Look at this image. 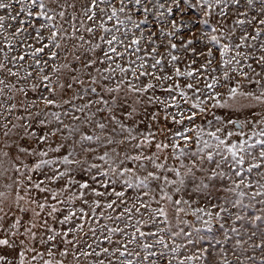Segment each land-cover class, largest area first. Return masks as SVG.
Here are the masks:
<instances>
[{"label": "snow or ice", "instance_id": "snow-or-ice-1", "mask_svg": "<svg viewBox=\"0 0 264 264\" xmlns=\"http://www.w3.org/2000/svg\"><path fill=\"white\" fill-rule=\"evenodd\" d=\"M50 4L52 6H49V2H46V0H0V10L5 12V14L0 15V35H4L8 29H14L12 35L22 37V40L17 43L33 49L30 53L25 52L19 56H12L11 59H9L7 53L4 54V61H0V75L6 73V77L0 78V94H3L5 88L10 92L16 90L24 93L25 101H29L28 91L31 90L37 93L36 97L29 102H22L21 110L28 113L26 117H16L17 120L23 121L22 123L12 124L10 128L7 123L0 125L5 129L3 136L9 140L12 139L10 134L13 133V129L18 130L15 133V139L11 143L6 142L4 147L0 148V170L7 172L9 169H13L20 174L18 179L13 180V184L18 186L16 193L17 211L20 213L32 212V216L25 221L23 217L16 215L11 207L8 211L0 208V264H64L63 260L56 258L57 256H72L77 264H79L81 256H91L96 258L94 264H105V260L100 258L101 255L110 256L113 251L119 252L121 257L126 254L128 256H139V252H129L127 248L128 245L137 243L138 240L140 242L137 243V247L145 250L142 258L144 262H148L150 257H157L156 260L150 261V264H158L159 260H166L167 264H172V261H176V264H191L193 260H203L204 264H213L212 261L205 259L207 249H198V254L188 255L182 259L175 255L181 245L170 249L172 254L170 257H165L163 251L159 253V256L155 251H151L154 244L162 245L164 249H168L169 245L165 243L163 236L155 239L154 244L143 242L141 238L156 237L158 232L165 231L164 228H158L156 232H145L140 227H135L126 242L112 251L108 247H100L97 251L91 243L81 245L78 233L84 232L86 220L93 219L96 209L101 207L111 209L113 212H117V208L120 207L122 211H119L114 219L118 221L133 220L136 214H141V209L147 211L151 208V205L145 203L143 199V197H149L151 192V199L156 200V197L159 196V200H156L157 204L160 201L168 202L177 217L181 213L184 215L191 214L195 216L197 221H202L199 228L191 226V233L183 232V230L171 233L172 236L185 235L191 237L195 235V240L188 239V244L194 245L204 238L199 235L201 229L211 232L213 221L219 222L221 212L227 211L225 205L231 204L232 207L237 205L240 207L251 206V204L244 205L242 203L241 198L248 195L245 191H240L242 186L250 188L253 183L258 186L261 191L251 193L252 199L264 195V183L252 179L246 181V175L253 174L254 170L255 176L264 179V171H260L264 167V112L251 111L255 105L264 106V81L260 78L264 74V55L256 56L254 44L248 43L249 40L253 42L259 40L260 51L264 52V40H260L264 36V0H118V6L114 3V0H82L81 8L88 21H94L98 14H104L107 20H115L116 24L112 28H108L103 20L98 23V28L110 36V38L100 37V40L108 45L107 51L102 49L100 43L90 44L88 40L80 36L79 40L82 43L74 47L72 52L74 60L80 62V69L73 68L69 63L53 64L51 73L57 74L56 81H53L52 76L46 70L50 62H54L60 57L61 45L57 42V38L59 36L66 40L74 39L79 29L69 35L66 31L61 32L59 26L54 23L57 16L61 20L65 18L66 13L63 9L66 6L74 7V5H66L61 0H50ZM101 4L106 5L107 8H100ZM58 8L61 10L57 11ZM123 13L129 14L125 15L124 19H120V14ZM190 13L191 16H189ZM133 14H138L141 18L134 19ZM149 17H153L152 21H149ZM73 19H76V17H73ZM8 20L14 23H7ZM213 20L215 21L214 26H212ZM150 23L156 26L155 30L149 27L147 34H145V30L141 26ZM117 25H124L125 27L121 28ZM127 25L131 27H127ZM197 25L211 26L212 33H216V35H209L203 31V27L197 28ZM73 28H75V25H73ZM133 29L139 31L140 34L135 35L133 33L130 41L125 43ZM182 29L188 31L189 38H184ZM42 30L50 31V35L44 37ZM240 30L243 31L237 42L233 38ZM85 31L94 33V28L87 27ZM195 31H200L201 35L206 37L208 44L217 46L216 51L219 53L217 67H212L216 57L211 47L200 53H196V49L191 47L199 39H194ZM177 38L181 41L179 45L173 42ZM29 39L35 41V44L39 46L34 47L33 44H28ZM5 40L7 41L5 47L8 51H12L13 42L7 36H5ZM142 44L146 45L145 49L141 48ZM84 45L89 46L85 48ZM117 45L123 48L124 51H118ZM160 47L165 48L170 64L180 60V57L174 54L178 47L184 51L190 50L194 56L200 55L206 59L204 63L200 64L199 68L193 69L189 65V70L182 71L179 67H175L173 73L168 74L164 70L163 55L161 58H156L155 55ZM79 48H84L85 53L101 49L103 56H97L96 59H85L82 55L76 54ZM244 48L252 49V51H241ZM49 49L52 50L49 51ZM142 51L143 56L137 55L136 60L131 62L136 67H124L116 63V58H123L125 54L129 56L136 55ZM230 52L234 54L229 56ZM28 56L33 60V64L29 66L32 70H25L23 75H21L20 68L13 71L12 67L7 66L9 63L16 65ZM42 57L47 58L42 59ZM145 57H152L154 62L149 64ZM105 60L112 61L115 68L104 69V72L110 74L100 75L99 78L90 76L89 73L90 84L96 85L98 79L100 81L112 80L117 71L122 74V77L118 82H115L114 86L102 88V91L107 93L109 98L105 99L103 95H100L97 102L104 107H97L96 112L86 115L83 121L85 124H94L102 133H108L104 143L100 145L105 148V151L103 154L94 157V159L109 165L108 168L100 170V165L97 163H89L87 159H77L79 153L76 148L79 146L80 151L85 154L95 153L96 149L92 147V142L100 141L101 137L80 133L79 128L65 124L62 119V116L69 115V111L61 107L62 104L70 105L73 109L72 120L79 121L80 117L74 113H83L89 107L91 101L85 103L82 107L76 108L70 100L62 99L61 103H58L56 96L58 89L63 93L66 90L73 89L75 85L84 83L79 76L73 73L92 69L97 63L103 64ZM249 60H253L260 69V71H257L251 63H248L247 68L251 71L252 76L249 75V72L244 71L242 67V63ZM136 61H139V63L137 64ZM192 63L195 64L197 61L194 59ZM150 69L157 71H151ZM62 70L68 71L64 74L63 82H60ZM129 72L134 80L126 78V74ZM157 72L160 74H157ZM217 72L220 75H214ZM231 73L247 80L249 85H257L259 94L254 91L242 90L239 81L232 86L233 76ZM146 76L150 77L148 82L141 79ZM7 77H15L18 82H27L30 79L36 80V82L30 84L28 89L24 87L17 88L16 85L6 82ZM177 77L196 81V83L186 82L182 84L175 79ZM201 80L206 81L203 87L199 86ZM221 86L226 90V95L217 90ZM125 87L127 91L121 97L119 94L124 91ZM40 89H43V91H40ZM158 90L166 95L164 97L157 95ZM90 92L97 93V88L90 87ZM114 93L116 95H113ZM76 95L74 94L73 98H76ZM80 98L83 99V96L81 95ZM7 99L11 100L12 97L8 96ZM208 101L212 102L211 108L213 109L228 110L223 117L213 114L212 118L207 120L211 130H206L196 123L198 118L204 117L209 112ZM38 104H43L44 108L35 113L36 123L42 128H47L55 122V127L43 135H37L30 119L33 117L30 110L36 108ZM182 105L187 107H182ZM149 106L159 107L157 111L149 112ZM16 107L15 104L0 103V108H7L9 113L16 110ZM57 108H60L61 111L54 110ZM105 108L107 113L100 116L101 113L105 112ZM169 109H175V111H169ZM246 110L247 115L245 114ZM117 111L122 112L123 119L116 116ZM161 112L164 113L163 119L165 121L180 126L173 130L168 129L167 124H165L163 128L159 129V132L164 136V140L168 141L167 143L164 140L158 141L156 132L145 135L137 131L139 125L144 123V119H136L138 116L142 115L146 118L150 126L151 122L160 119L159 113ZM41 116L45 118L39 119ZM97 116L100 119H95ZM124 121H131L132 123L126 124ZM248 126H251L252 134L247 139H240L238 143L231 141L234 136L244 137L246 135L244 129ZM258 126H261L259 130H257ZM65 132L66 135H64ZM77 133H80L79 139H74ZM58 135H62L64 140H73L70 150L58 158L45 159L49 156V152L61 154L63 149L69 147L64 143H57L55 146L48 144L52 137ZM118 135L121 136L120 139L115 138ZM205 136L208 139H205ZM253 137H256V139L253 143H250L249 141ZM29 138H32L37 145L48 144L47 149L26 146L23 142ZM153 144L155 152L149 154L144 151L145 148ZM111 145L122 146L125 151L118 152L113 147L110 151L115 155H110L108 149ZM194 146L195 150H192ZM257 146H259V151L255 153L254 149ZM169 147L173 150V154L178 161L182 157L190 160L189 165L180 163V168L184 169L183 173L176 167L169 168L165 163L158 162L160 157L157 153ZM129 151L132 154H128ZM20 156H33L40 159L29 167L24 165L23 161H20V164L16 163ZM217 157L219 158L217 159ZM117 160L119 161L118 164L116 163ZM249 160L253 162L248 163L245 167L246 162ZM126 162H132L134 166H126ZM205 164L214 165V167L205 168ZM21 165H23V168ZM61 165L69 167L61 168ZM222 166H226L227 170H221ZM44 168L49 169L51 174L45 173L43 179L34 182L31 173L36 169ZM93 169L97 170L94 174ZM157 170L172 173L175 178L164 176L163 173L158 175ZM77 171L87 173L89 179H75L73 174ZM197 172L204 173L208 181H212L214 178L230 179L231 186L221 185L217 190L225 193H235L238 198L234 201L225 198L224 204L221 205L210 204L211 208L219 209L212 212L204 207L193 209L191 199H185L183 196L174 199L172 195L165 191L166 187L174 186L171 191L177 194L205 193L211 186L205 183L204 179H200L197 183ZM98 177H104L105 179H98ZM161 179L164 187L159 185L156 188L150 187L152 182ZM60 181H64V183L58 190L47 186L57 185ZM188 181L192 182L191 192H189ZM25 183L27 187H23ZM94 184L97 186L93 187ZM117 185H120V190H117ZM8 187L11 189L12 185H8ZM133 189L143 191L129 197L127 195L128 190ZM20 190L24 192V195L20 194ZM32 190L45 194L44 201L41 202L37 197H33L31 195ZM65 194H68L67 199L60 200L59 198ZM90 197L96 199L90 200ZM111 197H115V199H110ZM100 198H104L103 203ZM208 198L211 199L210 192ZM0 199H6L4 192H0ZM49 200L55 201V204L49 203ZM22 201L34 204L35 207L31 209L20 207L19 203ZM76 201L89 206L90 212H86L85 208L81 207L63 214L58 222L60 225H68V227L57 230L50 227L47 220H43L42 213L46 208H50L47 214L51 217L62 212V209L56 206L57 204L66 205ZM259 203H264V200L259 201ZM181 205H187V208L181 207ZM100 215H103V213ZM204 216H207L208 219H204ZM156 217H163V222L167 223L168 211L164 207L151 209L148 218L137 220L136 224H143L147 227L149 224L157 222ZM37 219H41L43 222L38 225ZM107 219L112 220L113 217L109 215ZM227 219L232 222L233 219L238 221L242 217L236 215L234 218L230 216ZM256 219H260V217H256ZM8 220H11V223L6 224ZM179 222L188 224L186 220ZM127 226L126 223L125 228ZM98 227L103 231L106 226ZM220 228L225 229V224L220 223ZM231 231L236 232L237 229L233 227ZM88 232H91L94 237L96 236V228L89 227ZM107 232L108 235L104 236L103 240L109 244L114 243L112 240L113 233L119 232L122 236L128 235L120 228H107ZM224 238L227 239L226 232ZM115 243H119V241H115ZM239 243L240 241H237V244ZM261 246L262 244L255 245L257 248ZM85 248L88 250H85ZM121 264H133V261L126 259ZM262 264H264V261H262Z\"/></svg>", "mask_w": 264, "mask_h": 264}, {"label": "rangeland", "instance_id": "rangeland-1", "mask_svg": "<svg viewBox=\"0 0 264 264\" xmlns=\"http://www.w3.org/2000/svg\"><path fill=\"white\" fill-rule=\"evenodd\" d=\"M46 2H49V6H52L50 4V0H46ZM62 3H65L66 5H74V7H65L63 10L66 13V16L63 20L60 19L59 16L56 17L54 23L57 24L59 26V30L61 32H67V34L71 35L76 29H79V31L76 32V38L71 39V40H66L63 39L61 37L58 36L57 38V42L60 43L61 45V49H60V57L58 60L54 61V62H50L49 63V67L46 70L51 76L53 81H56L57 79V74L55 73H51V67L53 64L59 65L62 63H69L72 65L73 68L75 69H80L81 65L80 62H77L74 60V57L72 55V52L74 50V47L80 45L82 43V41L79 40L80 36H83L85 40H88L90 42V44H94V43H100L101 47L104 51H107L108 45L104 44L101 40L100 37L101 36H106L108 38H110L108 33H104L102 32L99 28H98V23L100 20H103L105 22V26L108 28H112L114 24H116L115 20H107L106 15L104 14H98L96 20L94 21H88L87 18L84 16L83 14V10L81 8V3L82 0H61ZM114 3L118 6V0H114ZM129 7H131V5H129ZM100 8H107L106 5L101 4ZM61 9H57V11H60ZM15 11V10H14ZM5 14L4 10H0V15ZM129 13H123L120 14V19H124L125 15H127ZM254 14V13H251ZM250 14V15H251ZM202 16V13L200 14ZM189 16H191V13L189 14ZM73 17H76V19H73ZM133 18L134 19H140L141 17H139L138 14H133ZM250 18V17H249ZM153 17H149V21H152ZM7 23H14L10 20L7 21ZM39 23V21H38ZM73 25H75V28H73ZM215 25V21H212V26ZM118 27L124 28V25H117ZM87 27H93L94 28V33H88L87 31H85V29ZM127 27H131L130 25H127ZM144 30H145V34H147V30L149 29V27H151L153 30H155V25L153 24H147V25H142L141 26ZM197 28L203 27V31L207 32L209 35H216V33H212L211 31V26H196ZM14 31V29H8V31L4 34V35H0V61H4V54L7 53L9 59H11L12 56H19L21 54H24L25 52L30 53L33 49L31 48H27L25 45L23 44H18L17 42L22 40V37L17 35V36H13L12 32ZM29 31H31V29H29ZM184 38L187 39L189 38V33L186 29H182L181 30ZM243 30H240L236 33V36L233 38L235 41L238 42V38L239 36L242 34ZM249 31H251V29H249ZM43 36L44 37H48L50 35V31L48 30H42ZM133 33L135 35H139V31L133 29L132 32L129 33V38L128 40H125V43H128L133 35ZM117 35H120L119 33H116ZM5 36L8 37L9 40H11L13 42V50L12 51H8V49L5 47L7 41L5 40ZM195 38H199L198 41L196 43H194L191 47H194L196 49V53H200L203 51H206L207 48L211 47L213 49V53L214 56L216 57V59L213 62L212 67H217L218 62H219V53L216 51V47L217 46H213L211 44L207 43L206 37L201 35L200 31H195ZM260 40H264V36H262L260 38ZM46 42V41H45ZM173 42L177 43L178 45L181 43L180 39L177 38L175 39ZM222 42H227V41H222ZM28 44H33L34 47H38L39 45L35 44V41L29 39L27 41ZM249 44H254L255 46V55L256 56H260V55H264V52L260 51V43L259 40L256 42H253L251 40H249L248 42ZM89 45H84V47H88ZM118 51L123 52L124 49L121 48L119 45H117ZM142 49L146 48L145 44L141 45ZM52 49H49V51ZM65 50H67V52H65ZM241 51H252V49H241ZM76 54L78 55H82L85 59L87 58H91V59H96L97 56H103V52L101 51V49H96L95 52H88L85 53L84 52V48H79L78 51L76 52ZM174 54L178 55L180 57V60L177 62H173V63H168L169 57L167 56V52L165 50L164 47H160L158 49V52L155 54L156 58H161V56L163 55V66H164V70L168 73V74H172L175 67H179L182 71L185 70H189L188 66L191 65V67L194 68H199L201 63L205 62V57L204 56H200V55H196L194 56L191 51H184L183 49H180L178 47L177 50L174 51ZM234 53H229V56L233 55ZM140 55L143 56V51L141 53H137L136 55H132L129 56L127 54H125L123 56V58H116V63L121 64L124 67H136L135 64H132L131 62L136 60V56ZM47 57H42V59H46ZM148 60V63L151 64L154 62L152 57H145ZM196 60L197 63L193 64L192 61ZM136 63L138 64L139 61H136ZM251 63L253 65L254 68H256L257 71H260L259 67L255 64V62L253 60H249L247 62H243L242 63V67L244 71L249 72V75L252 76L251 71L247 68V64ZM33 64V60L30 56L26 57V59L24 61H20L18 62L16 65H13L11 63L7 64L8 67H12L13 71H16L18 68L21 69V75L24 74L25 70H32L29 66ZM106 68H115V64L112 63V61H108L105 60V62L103 64H99L97 63L95 65L94 68L92 69H87L84 71H78L75 72L73 74L79 76V78L85 79V78H89L90 76L93 77H97L99 78L100 75H109L110 73L108 72H104L103 70ZM151 71H157V70H152ZM68 70H62V73L60 74V82H63L64 78H65V73H67ZM90 73V76H89ZM157 74H160L159 72H157ZM214 75H220L219 72L214 73ZM231 75L233 76V80L231 81V85L234 86L235 83L237 81H239L241 83L242 86V90L244 91H254L256 92V94H259V87L255 84L249 85L247 80H244L242 77L236 75L235 73H231ZM6 77V73H4L3 75H0V78H5ZM122 77V74L119 73L118 71L115 72V74L112 77V80H105V81H100L98 79V83L96 85L90 86V87H96L97 88V93H91L90 92V87H83L82 85H75L73 87V89L71 90H66L65 92L61 93V91L58 89L57 91V96L56 99L58 101V103H61L62 99L63 100H70L72 102V104L75 105L76 108L82 107L85 103H88L89 101H91V104L89 105L88 108L85 109V111L83 113H79L76 112L74 113L75 115L80 117L79 121H73L72 120V115H73V109L71 108L70 105H64L62 104L61 107L63 109H67L69 111V115L68 116H62V119L64 120L65 124H69L71 126L77 127L80 129V133H84V134H90V135H99L101 137L100 141H93L92 142V147L96 149L95 153H89V154H85L83 152L80 151L79 146H77L76 151L79 153V155L76 157L77 159H87L89 163H97L100 165V170L106 169L109 167L108 164L96 160L94 159V157L96 155H100L103 154V152L105 151L104 147H101L100 145H102L106 139V137L108 136L107 132L102 133L99 129H97L95 127L94 124H85L83 123L85 116L91 113L96 112L97 107H104L103 105H99L98 104V97L100 95H103L105 97V99H108V94L104 93L102 91L103 87H107V86H114L115 82H118L119 79ZM126 78L129 80H134V78L131 76V73H127L126 74ZM255 78V77H253ZM262 79V81H264V74H262V76L260 77ZM144 82H148L150 80V77H142L141 78ZM176 80H179L182 84L186 83V82H192V83H196V81H190L187 80L186 78H182V77H177L175 78ZM7 83L9 84H14L17 86V88L19 87H24L25 89L29 88V85L32 83H35L36 80H28L27 82L24 81H17V79L15 77H7L6 80ZM206 81L201 80L200 81V85L201 87H203V84ZM210 82V81H207ZM138 83V82H137ZM171 83V82H168ZM79 90V92H78ZM218 91H221L223 93H225L226 95V90L221 86L217 89ZM40 91H43V89H40ZM127 91L126 87L124 88V91H122L119 95L121 97H123L124 93ZM74 94L76 95V98L74 97ZM157 95H160L161 97H164L166 94L161 92V91H157L156 93ZM191 95V93H189ZM37 95V93L32 92L31 90L28 91V97H29V101L33 98H35ZM83 96V99L80 98V96ZM113 95H116L115 93ZM11 96L12 99L8 100L7 97ZM146 99V97H145ZM29 101H25V96L24 93H21L19 91H9L7 88L4 89L3 94H0V103L6 104V105H11V104H15L16 110L12 111L11 113H9L7 111V108H0V125H3L4 123L8 124V127L10 128L12 126V124H20L23 121L17 120L16 117L17 116H28V113L25 111H22V102H29ZM211 101H208V107H209V112L204 116V117H200L197 119L196 123L200 124L201 127L205 128L206 130H211L209 129V126L207 124V120L212 118V115H218V116H225L228 110L225 109H213L211 108ZM245 103H247V101H245ZM139 107V106H137ZM159 106H149L148 107V111L149 112H154L157 111V108ZM182 107H187L186 105H182ZM44 108L43 104H38L36 108L31 109L30 111L33 113V117L30 118L31 119V123L33 128L35 129L37 135H43L46 132H48L51 128L55 127V122H53L52 124H50L47 128H42L40 127L37 123H36V118H35V113L37 111H39L40 109ZM56 111H61L60 108L54 109ZM169 111H175V109H169ZM251 111H254L256 113H262L264 112V106L262 105H255L254 108L251 109ZM107 113V109L105 108V112L101 113L100 116H104ZM116 116L123 119V114L122 112L117 111ZM245 114L247 115L248 112L246 110ZM160 115V119H158L157 121H153L151 122V125L149 126L148 120L146 118H144L142 115L138 116L136 119L140 120V119H144V123H141L139 125V128L137 129L138 132H142L145 135H147L150 132H156L157 133V140H164V136L162 133L159 132V129L163 128L165 124H167V128L168 129H173L175 130L176 128L180 127L179 125H174L172 124L170 121H165L163 119L164 113L161 112L159 113ZM6 118V119H5ZM45 117L41 116L39 117V119H44ZM95 119H100L99 116H97ZM103 122H107V121H103ZM126 124H131V121H124ZM259 127H257V130H259ZM5 131V129L0 126V138L4 137L3 136V132ZM17 129H13V133L10 134L11 138H15V133L17 132ZM245 132V136L244 137H232L231 141L233 142H239L240 139H247L248 136H250L252 134V129L251 126L245 127L244 129ZM80 133H77L76 136L74 137V139H79V135ZM67 133L65 132L64 135H66ZM126 135V134H124ZM57 137H62V135H58ZM5 138V137H4ZM116 139H120L121 136H116ZM205 139H208L207 136L204 137ZM8 139V138H6ZM178 139V138H177ZM256 137H253L251 141H249L250 143H253L255 141ZM165 143H167V140H164ZM73 140L69 139V140H64V144H66L67 146H69L66 149L62 150L61 154H57V153H52L49 152V156L45 157V159L47 158H58L60 155L62 154H66L68 150H70V146L72 145ZM26 146H29L31 148H43V149H47V145L46 144H39L37 145L35 143V141L32 139L28 144H26ZM182 146V144H181ZM115 147L117 149L118 152H124L125 149L122 146H118V145H111L109 146V151L111 148ZM192 150H195V146L193 147ZM145 152H148L149 154H151L152 152H155V147L154 144L151 145L150 147H147L144 149ZM259 151V146H257L256 149H254L255 153H258ZM128 154H132L131 151L128 152ZM110 155H115L114 153H111L110 151ZM157 155L160 157V161L158 162H162L165 163L167 167L171 168V167H176L178 168L182 173L184 171L183 168H180V163L182 162L185 165H189L190 164V160L186 159V158H181L180 161H178L175 158V155L173 154V150L169 147L168 149L163 150L162 152L157 153ZM219 157H217L218 159ZM40 158L39 157H35V160L31 163H27L24 165H28L29 167H31L35 162H37ZM253 161H247L245 164V167H247L248 163H252ZM116 163L118 164L119 161L117 160ZM126 166L132 167L134 166L132 164V162H126ZM21 167L23 168V165H21ZM61 168H65V167H69V166H60ZM71 167H76V166H71ZM85 167H87V165H85ZM205 168H210V167H214V165H209V164H205L204 165ZM221 170H227L226 166H222ZM96 169H93L92 172L93 174L96 172ZM260 171H264V167H262L260 169ZM51 174L49 169L44 168V169H36L31 173L32 179L33 181H38L40 179L44 178L43 174ZM160 173H163L164 176H168L169 178L174 179L175 177L172 175V173L169 172H165L164 170H157V174L159 175ZM19 173H16L13 169H10V173H9V181L10 179H14V177H18L19 178ZM74 178L77 180H87L89 179V176L87 173H81L79 171L75 172L74 174ZM4 177V172H2V170H0V180H3ZM196 177L197 180L196 182L198 183L200 179H204L205 183H208L211 187L206 190L205 193H201V194H195L192 193L191 195H187L185 193H174L171 191V188L174 186H168L165 188V191L168 192L170 195L173 196V198H179L180 196H183L185 199H191L192 200V208L195 209L197 207H204L207 208L209 211L212 212H216L219 209L218 208H211L210 204H217V205H221L224 204V200L225 198L231 199V200H235L238 197L236 196L235 193H225L223 191H218L217 189L221 186V185H227V186H231V180L230 179H225L222 180L220 178H214L212 181H208L206 179V176L204 173L202 172H197L196 173ZM234 178V177H233ZM98 179H105L104 177H98ZM247 179H252L253 181L255 180H259L260 183H264V179H260L259 177L255 176V170L253 174H247L246 175V181ZM64 183V181H60L57 185H47L48 187H54L57 190L59 189V187ZM157 185H159L160 187H164L162 179L160 181H156V182H152L150 184L151 188H156ZM97 185H93V187H96ZM23 187H27V184L25 183V185ZM117 190H120V185H117ZM188 187H189V192H191V188H192V182L188 181ZM8 189L10 190V188L8 187ZM143 190L140 189H133V190H128L127 195L129 197L134 196L137 192H142ZM240 191H245L246 193H248V195L244 196L242 199V203L244 205H249L251 204V206L248 207H240L239 205H237L236 207H232L231 204H227L225 205V207L227 208L226 212H221L220 218H219V222H216L215 220L212 223V231L208 232L206 229H201L200 232V236L204 237L203 239H200L198 243L196 244H188V239L191 238L193 240L196 239L195 235L188 237L185 235H179V236H172L171 233L173 232H181V230H183V232L186 233H191L192 232V227H197L199 228L201 226L202 221H197L195 216L189 214V215H184L183 213L180 214V216H176L174 214V212L172 211V206L166 202V201H160L159 204L156 203V200H159V196L156 197V200L151 199V195L152 193L150 192L149 197H143L145 203H148L151 205V208L148 209L147 211H145L144 209H141V214H136L134 216V219L131 221H125V220H115V216L119 213V211H122V208L118 207L117 208V212H113L111 209H105L103 207L96 209L95 212V216L93 219L91 220H86L85 223V227H84V232H80L78 233V238L80 241V244H87V243H91L93 244V248L95 250H99L100 247H108L110 249V251L118 248L120 246V244L125 243L126 240L128 239V237L131 235V233L135 230V227H140L142 231L145 232H156L158 230V228H164L165 231L164 232H158L156 237H152V236H148L146 238H141L143 240V242L149 243V244H154L155 239H158L160 236H163L165 239V243H167L169 245L168 249H164L162 245H155L154 247L151 249V251H155L158 256L159 253H161L162 251L165 254V257H170L172 254L170 252V249L172 247H175L177 245H181L179 251L177 253H175V255L182 259L185 256L188 255H196L198 254V249H207V252L205 253V259L206 260H210L213 262V264H262V261H264V203H259V201L264 200V195L261 196H257L255 197V199H252L251 197V193L255 192V191H261L258 186L253 183V185L250 188H244L243 186L241 187ZM211 193V199L209 200L208 198V193ZM20 194L24 195V192L22 190H20ZM31 195L33 197H37L38 199L41 200V202L44 201V196L45 194H40L35 190L31 191ZM67 195L65 194L64 196L60 197V200H66L67 199ZM7 198L10 199V197L6 196ZM91 199H96L95 197H90ZM102 203L104 201V198H100ZM110 199H115V197H111ZM11 200V199H10ZM27 201V198H26ZM49 203L55 204V201H51L49 200ZM22 207H25L27 209H31L34 208L35 205L22 201L19 203ZM17 206L16 203V196L12 198V203H11V207L13 209V212L15 213V208ZM58 208L62 209L61 213H57L54 214V216H48V212L50 211V208H46L44 210V212L42 213V217L43 220H47V223L49 224L50 227H53L57 230H60L61 228H66L68 227V225H60L58 222L59 218H62L63 214H67V212L69 210H74V209H78L81 207L85 208L86 212H90V208L89 206L83 205L81 202L76 201L74 203L71 204H66V205H60L57 204L56 205ZM9 207L7 208H3L5 211H8ZM157 207H164L167 211H168V222L164 223V218L163 217H156V223H151L149 224L147 227L144 226L143 224H136L137 220H146L148 218V215L151 214V209L157 208ZM181 207H185L187 208V205H181ZM17 209V208H16ZM39 210V209H37ZM101 213H103V215H100ZM16 214V213H15ZM16 215L23 217L24 220H27L30 216H32V212L28 211L27 213H17ZM111 215L113 217L112 220L107 219V217ZM236 215H240L242 217L241 220H234L232 222L228 221V217H233ZM256 217H260V219H256ZM204 219H208L207 216H204ZM182 220H186L188 221V224H184V223H180L179 221ZM43 221L41 219H37V224L39 225L40 223H42ZM7 223H11V220L6 221ZM127 223V227L125 228V224ZM220 223H224L225 224V229H221L220 228ZM98 226H106L104 227L103 231L101 230L100 227ZM89 227H93L96 228V236L94 237L92 235L91 232H88V228ZM235 227L237 229L236 232H232L231 229ZM107 228H120L123 229L124 232H126L128 235L127 236H122L121 233L117 232V233H113L112 234V240L114 241V243L109 244L107 241L103 240V237L108 235L107 232ZM43 230L41 229V232ZM225 232L227 235V239L224 238L225 236ZM85 233H87V235H85ZM115 241H119V243H115ZM237 241H240L239 244H237ZM140 240L137 241V243H139ZM137 243H133L127 246L128 251L129 252H139L140 255L139 256H128L127 254L123 257H121L119 255V252H114L113 254L110 256H106L104 254L101 255V259L105 260V264H121V262L123 260H132L133 264H150V261L152 260H156L157 257H150L148 262H144L143 261V256L145 254V250L137 247ZM256 244H262V246L260 248L255 247ZM85 250H88L85 248ZM90 251V250H89ZM121 251H123V249H121ZM47 258V257H46ZM57 259H61L64 261V264H77L76 260H74L72 258V256H68V257H56ZM95 257H80V261L79 264H94L95 261ZM158 264H167L166 260H159ZM172 264H176V261H172ZM191 264H204L203 260H193L191 262Z\"/></svg>", "mask_w": 264, "mask_h": 264}, {"label": "flooded vegetation", "instance_id": "flooded-vegetation-1", "mask_svg": "<svg viewBox=\"0 0 264 264\" xmlns=\"http://www.w3.org/2000/svg\"><path fill=\"white\" fill-rule=\"evenodd\" d=\"M15 138H12L11 140L6 139L4 137L0 138V148H3L5 143H11L12 140H14ZM32 140V138H29L27 141L23 142L25 144H28L30 141ZM48 144L54 145V141L53 139H50L48 141ZM48 144H46L48 146ZM7 150V149H5ZM35 160V157L33 156H20L17 160L16 163L20 164V161H23V164H27V163H31ZM5 167H7V165H5ZM9 173H10V169L7 172H4V177L3 180H0V192H4L6 196L10 197L6 199H0V208H7L9 206H11L12 203V198L16 196L17 190H18V186L13 184V180L14 179H18V177H14V179H10L9 181ZM8 185H12V188L9 190L8 189ZM20 207H22L19 204ZM17 208V206H16ZM15 208V213L19 214L20 212L17 211V209ZM25 208V207H24ZM28 220V219H27ZM25 220V221H27Z\"/></svg>", "mask_w": 264, "mask_h": 264}, {"label": "water", "instance_id": "water-1", "mask_svg": "<svg viewBox=\"0 0 264 264\" xmlns=\"http://www.w3.org/2000/svg\"><path fill=\"white\" fill-rule=\"evenodd\" d=\"M84 81V83L82 84L83 87H90L93 86L90 84V79L89 78H85L82 79ZM51 139H53L54 141V145L55 146L57 143H64V139L62 137H52Z\"/></svg>", "mask_w": 264, "mask_h": 264}]
</instances>
